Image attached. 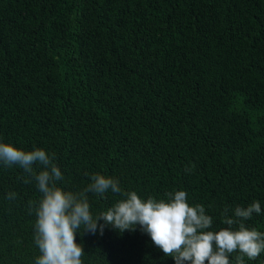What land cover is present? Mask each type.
<instances>
[{
  "label": "trees",
  "instance_id": "obj_1",
  "mask_svg": "<svg viewBox=\"0 0 264 264\" xmlns=\"http://www.w3.org/2000/svg\"><path fill=\"white\" fill-rule=\"evenodd\" d=\"M0 143L54 153L64 191L94 174L142 200L185 191L205 231L257 201L241 222L264 233V0H0ZM86 196L94 217L125 198ZM41 197L0 162V264H35ZM80 232L82 264H175L139 225Z\"/></svg>",
  "mask_w": 264,
  "mask_h": 264
},
{
  "label": "clouds",
  "instance_id": "obj_2",
  "mask_svg": "<svg viewBox=\"0 0 264 264\" xmlns=\"http://www.w3.org/2000/svg\"><path fill=\"white\" fill-rule=\"evenodd\" d=\"M54 156L40 148L25 151L0 143V162L7 167L22 168L42 193L35 207L34 202H29L30 211L36 214L34 243L40 252L35 264H82L84 251L82 245L76 243L78 230L82 228L80 233L93 234L99 231L102 235L105 226L123 232L134 231L139 225L175 264H205V261L207 264H230L228 254L237 251L240 254L238 264H244L245 256L254 260L264 252V233L255 228L249 230L241 222L261 212L257 201L246 208L237 206L234 218H229V209L225 207L222 222L228 226L239 224V230L229 227L216 232L205 231L211 227L212 217L205 214L202 205L189 206L185 191L165 193L167 200L158 201L152 197L142 200L134 191H123L115 178L100 174L92 175L91 183L79 193L64 191L56 186V181L63 180V176L53 163ZM34 164L42 165L43 170L36 172ZM109 190L125 198L94 217L86 193L103 197ZM15 195L8 194L10 199Z\"/></svg>",
  "mask_w": 264,
  "mask_h": 264
}]
</instances>
